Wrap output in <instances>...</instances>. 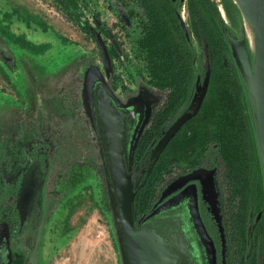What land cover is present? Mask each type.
I'll return each instance as SVG.
<instances>
[{
	"label": "rangeland",
	"instance_id": "1",
	"mask_svg": "<svg viewBox=\"0 0 264 264\" xmlns=\"http://www.w3.org/2000/svg\"><path fill=\"white\" fill-rule=\"evenodd\" d=\"M113 2L81 0L78 10L69 16L56 0H0L1 191L6 186L8 196L13 195L23 171L19 155L26 142L30 145L33 142L30 130H25L27 135L23 134L24 126L20 125L25 120L23 115L31 118L40 110L43 118L45 116L53 127L44 134L49 141L44 145V151L47 152L48 147L49 154L39 158L38 170L30 169L24 178L26 180L28 177L29 183L24 181L21 195L22 200L25 196L22 201L25 212L21 234L23 246L18 245V238L10 240L12 258L21 253V247L25 251L24 255H28L30 264H129L117 202L95 120V92L99 86H104L125 109L130 110L135 120V143L143 130L151 126L166 93L150 84V78L144 72L142 53L135 42L139 33L137 30L133 34L129 31L133 29L130 19L124 12L111 9L112 4L116 5ZM180 2L182 20L189 28L193 27L190 15L196 14L197 9L191 14L189 0ZM211 2L220 13L228 40L231 37L237 43L245 41L250 45L245 21L234 1ZM80 21L88 25V29ZM96 23H99V31L103 33L111 51L115 66L112 79L105 76L100 53L89 29H98ZM189 43L198 48V53L195 52L200 63L197 65V84L190 103L180 105L168 117L167 121L171 124L190 107L211 72L202 39H196L193 34ZM229 45L234 58L230 40ZM252 61L254 63V56ZM87 119L94 129L92 132H95L93 138L87 137L85 133L82 120L86 122ZM252 126L255 140L253 167L256 169L253 187L258 194L254 196L253 211L249 215L248 235L252 243L249 252L252 256L255 252L259 254L258 259L262 263L264 253L258 252L254 246L257 234L255 228H258V224L255 227L254 224L259 212H263V219L258 226L264 227V172L255 124ZM57 127H61L58 133ZM166 129L154 137L146 153L154 148ZM134 144L130 143L129 151L135 167L142 160L143 155L140 154L143 147ZM139 147L141 150L138 154ZM61 161L64 164L60 165ZM190 181L194 183L185 186ZM195 182L202 186L204 200L216 217L214 221L221 259L226 264L220 207L217 205L211 172H194L176 180L165 191L161 205L150 215L138 216L135 221L141 226L150 218L174 214L175 211L183 212L181 207L180 210L177 208L183 206L187 210L190 226L198 237L201 264H218V248L200 220L199 193ZM174 193L165 205L164 200ZM1 223L0 220V228L4 225ZM7 233V230L0 231V240ZM188 237L195 239V236ZM30 242L34 250L28 249Z\"/></svg>",
	"mask_w": 264,
	"mask_h": 264
},
{
	"label": "trees",
	"instance_id": "2",
	"mask_svg": "<svg viewBox=\"0 0 264 264\" xmlns=\"http://www.w3.org/2000/svg\"><path fill=\"white\" fill-rule=\"evenodd\" d=\"M56 1L69 16H73L81 2ZM113 1L117 6L112 4L111 9L124 12L133 26L129 31L133 34L137 30L139 33L135 42L142 53L144 72L150 78V84L166 93L169 99V104L166 102L164 109L158 112L160 115L149 132L148 141L141 144V156L154 142V137L164 131L165 122L174 110L190 103L197 84L198 68L194 64L197 54L180 28L178 13L181 2ZM188 5L191 14L197 9L196 14L190 16L196 39H202L208 56L211 70L209 89L197 115L171 142L147 181L143 182L135 200L134 215L136 218L150 215L163 201L172 179L178 177L176 173L193 171L213 156L222 173L224 187L220 194L223 198L220 219L226 252L234 254V264H256L250 260L248 235L249 215L253 211L254 196L258 194L253 187L255 140L248 88L230 53L229 40L216 5L211 0H189ZM77 19L80 20L79 16ZM81 25L88 29L83 22ZM255 242L257 251L263 254V226H258ZM11 264H27L26 257L15 255Z\"/></svg>",
	"mask_w": 264,
	"mask_h": 264
},
{
	"label": "water",
	"instance_id": "3",
	"mask_svg": "<svg viewBox=\"0 0 264 264\" xmlns=\"http://www.w3.org/2000/svg\"><path fill=\"white\" fill-rule=\"evenodd\" d=\"M233 1L243 20L250 23L254 29L253 52L245 41L237 43L231 37L229 40L236 64L249 90L264 172V0ZM181 26L188 37V30L182 19ZM91 33L100 50L106 76L110 77L112 62L107 45L102 35L95 29L92 28ZM251 56H254V63ZM209 83L210 74L207 75L200 93L190 107L171 125L154 148L145 154L133 171L129 138L127 139L126 133L127 122L131 120V116L126 111L115 110L113 101L104 86H99L95 92L94 106L102 148H104L109 178L119 211L120 229L130 264H201L202 256L199 253L198 237L195 233L192 235L191 231L188 232L185 227L188 221L187 224L192 230L188 216L185 220L182 215L176 214L179 212L175 211L174 214L150 218L136 229L134 205L143 182L147 181L151 170L164 151L181 129L199 112ZM188 235L195 236L196 240L189 239ZM0 251V264H11L12 251L6 238L3 239Z\"/></svg>",
	"mask_w": 264,
	"mask_h": 264
},
{
	"label": "flooded vegetation",
	"instance_id": "4",
	"mask_svg": "<svg viewBox=\"0 0 264 264\" xmlns=\"http://www.w3.org/2000/svg\"><path fill=\"white\" fill-rule=\"evenodd\" d=\"M175 3H180V0H173ZM178 18H179V22H180V28H181V31H182V34H183V36H184V38L189 42V40H191V35H193L194 34V36H195V38H196V35H195V32L193 31L194 29H193V27L192 26H190V28L188 27V25L186 24V22H185V25H186V28H187V30H188V34H189V36L187 37L186 35H185V33H184V31H183V28H182V26H181V19H182V17H181V15H180V12L178 13ZM100 27V25H99V23H96V28H98V29H95L96 31L98 30L99 31V28ZM90 29V31L92 30V28H89ZM196 29V28H195ZM97 31V32H98ZM101 31H99L98 33H100ZM193 32V33H192ZM197 32V31H196ZM92 34V33H91ZM101 35H102V37H103V39H104V41H105V38H104V36H103V33H100ZM92 37H93V35H92ZM94 38V37H93ZM105 43H106V41H105ZM95 44H96V42H95ZM106 45H107V43H106ZM192 45V44H191ZM196 45V44H195ZM96 46H97V44H96ZM193 46V45H192ZM97 48H98V46H97ZM107 48H108V46H107ZM197 49L198 48H196V47H194V51L195 52H197ZM98 51H99V53H100V50H99V48H98ZM199 51V50H198ZM108 52H109V55L111 54V51L109 50V48H108ZM198 53V52H197ZM199 53H200V51H199ZM100 56H101V53H100ZM110 58H111V62H112V71H111V74H110V77H108V76H106V72H105V67H104V63H103V60H102V56H101V60H102V63H103V69H104V72H105V76L107 77V78H109V79H112L113 77H112V75H113V73H115V66H114V63H113V61H112V55H110ZM123 58V57H122ZM198 62H199V57L198 56H196L195 57V59H194V64L196 65V67H197V65L199 66L200 65V63L198 64ZM113 72V73H112ZM196 79H198V77L196 78ZM201 81V80H200ZM108 92V91H107ZM109 94V93H108ZM165 94V93H164ZM109 96H110V98L112 99V101H113V106H114V108H115V110L117 111H122V112H127L128 113V115H130L131 117V120H129L128 122H127V130H126V133H127V139H128V142H129V150H130V143H132V144H134L135 143V141H134V139H135V137L133 136V134H134V122H135V120H134V116H133V114L130 112V110L129 109H125L120 103H119V101H117V98H115V96L113 97V96H111L110 94H109ZM168 100V101H167ZM94 101H95V99H94ZM167 102V105L169 104V99H168V97H167V94H165V99H164V101H163V103L160 105V107H159V111L165 106V103ZM166 107H168V106H166ZM94 109H95V106H94ZM188 109V107L185 109V111ZM158 111V112H159ZM184 111V112H185ZM40 110L39 111H36L35 112V115L33 114L32 116H31V118H29L28 116H26V115H23V117L25 118V120H24V122L23 123H20V125H21V127H22V125L24 126V135H27V133H26V129H28V130H30L31 131V135H32V138H33V142H32V145H30L28 142H26V144L24 145V148H23V151L21 152V154L19 155V162L21 163V167H22V169H23V171L20 173V175H19V179L17 180V186L14 188V191H13V195H9L8 196V189L7 188H3L2 189V191L0 190V220H1V222L4 224L3 226H2V228H0V231L1 232H5L6 230H7V236L5 235V237H3L1 240H0V248H1V244L3 243V239H7L8 241H9V246H10V249H11V243H10V240H16V238H18L17 239V241H18V245L19 246H23V244H21V234H22V231H23V229H24V225H23V223L25 222L24 221V216H25V212H24V210L22 209V201L24 200V198H25V196L23 195V200H22V197H21V195H22V187H23V185H24V181L25 182H27V179H28V177L26 178V180L24 179L25 177H26V175L31 171V170H33V169H37L38 170V167H37V162H38V159L39 158H41V157H44V156H46V155H48L49 154V149H48V147H47V152H45L44 151V145H47L46 143L47 142H49L48 141V138L47 137H45V133H47V129H53V127L51 126V122H49V121H47L46 120V118H45V116H44V118H43V114H42V112H41V114H42V119L41 120H39V117H40ZM157 112V114H155L154 115V121H151L152 122V124H151V126L147 129V130H143V132L141 133V135H139L138 136V138H139V140H137V144L138 145H140L141 146V144H143V143H145V141H148V139H149V132H150V130H152L153 129V126H154V124H155V122L157 121V119H158V116L160 115L159 113ZM183 112V113H184ZM77 114H78V112H76ZM182 113V114H183ZM181 114V115H182ZM180 115V116H181ZM179 116V117H180ZM23 118V119H24ZM169 118H170V116H169ZM178 119V118H177ZM176 119V120H177ZM95 120H96V124H97V126H98V122H97V115H96V110H95ZM175 120V121H176ZM193 120V119H192ZM191 120V121H192ZM50 121H52V119L50 118ZM28 122H30L29 124H28ZM82 122H83V126H84V129H85V133L88 135L87 137H89V138H93V136H94V133L92 132V129H93V127L91 128L90 127V122L88 121V119L86 120V122L84 121V120H82ZM168 123H169V120L167 121ZM190 122V121H189ZM188 122V123H189ZM187 123V124H188ZM31 124V125H30ZM186 124V125H187ZM171 123H169V124H167L166 122H165V125H164V128H166L167 127V129H166V131L171 127ZM185 125V126H186ZM185 126L181 129V131L185 128ZM20 127V128H21ZM61 130V127H57L56 128V132L58 133L59 131ZM98 130H99V128H98ZM93 131H94V129H93ZM180 131V132H181ZM179 132V133H180ZM178 133V134H179ZM99 134H100V131H99ZM177 134V135H178ZM164 135V134H163ZM162 135V136H163ZM161 136V137H162ZM134 137V138H133ZM177 137V136H176ZM175 137V138H176ZM174 138V139H175ZM100 139H101V134H100ZM160 139V138H159ZM173 139V140H174ZM172 140V141H173ZM135 143V144H136ZM101 144H102V141H101ZM134 144V145H135ZM171 144V143H170ZM169 147V146H168ZM167 147V148H168ZM140 150H141V148L139 147L138 148V154L140 153ZM167 150V149H166ZM165 150V151H166ZM164 151V152H165ZM103 152H104V148H103ZM146 153V152H145ZM145 153L143 154L144 156H145ZM163 155V154H162ZM211 155H213V154H211ZM143 156V157H144ZM142 157V158H143ZM24 159H26V161H24ZM73 159V158H72ZM71 159V160H72ZM27 161H30L29 162V164L27 163ZM141 162V161H140ZM25 164V165H24ZM61 164H64V162L63 161H61L60 162V165ZM139 164V163H138ZM138 164L134 167L133 165H132V171L138 166ZM36 166V167H35ZM35 167V168H34ZM31 169V170H30ZM194 172H211V173H213V176H214V186H215V189H216V194H217V205H219V207H220V209H221V212H222V209H223V207H222V200H221V196H220V194L222 193L221 192V190L223 191V189H224V187H223V185H222V180H221V177H222V173H220L219 172V166H218V163H217V160L216 159H214L213 158V156H212V159L211 160H208V158L206 159V162H202L201 164H200V166H197V168H195L194 170H193ZM193 171H188V172H180V173H174L175 174V176L176 175H178V177L177 178H174V179H172V181H171V183L168 185V187L167 188H169V186L173 183V182H175L176 180H178V179H180L181 177H184V176H187V175H189V174H191V173H194ZM181 174V175H180ZM34 178H35V176H34ZM173 178V177H172ZM37 179V178H36ZM27 183H29V182H27ZM194 183V181H190L187 185H185V186H188V185H191V184H193ZM196 183V185H197V189H198V204H199V214H200V218H201V221L203 222V224H205V226H206V229H207V231L209 232V234H210V236L212 237V239L214 240V242H215V244H216V246H217V252H218V256H219V260H218V264H224V260H222L221 259V253H220V243H219V236H218V230H217V228H216V226H215V221L214 220H216V217L213 215V213L210 211V207H209V204L204 200V197H203V192H202V186L200 185V183L199 182H195ZM25 186V185H24ZM33 186V185H32ZM181 191V190H180ZM176 193H174V194H172V195H170L169 197H167L165 200H164V202L166 201H168L171 197H173L174 195H175ZM8 196V197H7ZM8 198H10V199H12V200H9ZM223 199V198H222ZM161 205V203L159 204V206ZM183 209V212H179V211H177V212H179V213H176L177 215H182L184 218H185V220H187V210H186V208H183V206H178V208L179 209H181V208ZM156 208V207H155ZM155 208H154V210H155ZM168 215H170V214H168ZM261 215V216H260ZM146 216H148V215H146ZM262 216H263V212H259V214H258V216H257V218H256V220H255V223H257L258 225L260 224V222L262 221ZM157 217V216H156ZM155 218V217H154ZM135 220H136V217H135ZM187 223H188V221H186ZM1 223V224H2ZM146 223V221L144 222V223H142V225H144ZM185 223V222H184ZM187 223H185V227H186V229H187V231L189 232V231H191L192 232V235L194 234V231L193 230H191L190 228H189V226H188V224ZM141 225V226H142ZM258 225H257V227H258ZM7 226V227H6ZM141 226H138V224L136 223V221H135V227H136V229H139ZM7 228V229H6ZM256 230H257V228H255ZM18 234V236H16ZM32 242H30L29 244H28V249L29 250H34V248H33V246H32V244H31ZM249 246H251V241L249 240ZM24 247H26L25 245H24ZM26 249V248H25ZM12 250V249H11ZM20 251H21V253L19 252L17 255H19V254H21V255H24V249H22L21 250V247H20ZM23 253V254H22ZM0 254H1V251H0ZM25 256V255H24ZM128 256V255H127ZM26 257V261H27V264H30L29 262V257H28V255L27 256H25ZM128 258V260H129V257H127ZM258 258H260L256 253H254V255L252 256L251 255V257H250V260H251V262H253V263H256V264H261L260 263V261H259V259ZM225 261H226V264H234L235 262H236V259H235V256H234V254L233 253H228V252H226V257H225ZM130 264V263H129Z\"/></svg>",
	"mask_w": 264,
	"mask_h": 264
},
{
	"label": "bare ground",
	"instance_id": "5",
	"mask_svg": "<svg viewBox=\"0 0 264 264\" xmlns=\"http://www.w3.org/2000/svg\"><path fill=\"white\" fill-rule=\"evenodd\" d=\"M245 24H246L245 27H246V33H247V36L249 39V44H250V47L252 48V51H253V48H255L254 29H253L252 25L250 23H248L247 21H245Z\"/></svg>",
	"mask_w": 264,
	"mask_h": 264
}]
</instances>
